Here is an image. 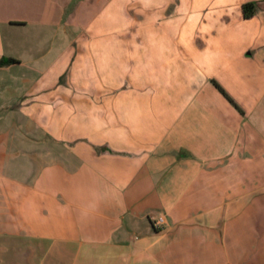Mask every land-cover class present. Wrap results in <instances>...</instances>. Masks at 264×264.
Returning a JSON list of instances; mask_svg holds the SVG:
<instances>
[{"label":"crops","instance_id":"1","mask_svg":"<svg viewBox=\"0 0 264 264\" xmlns=\"http://www.w3.org/2000/svg\"><path fill=\"white\" fill-rule=\"evenodd\" d=\"M9 57L0 264H264V0H0Z\"/></svg>","mask_w":264,"mask_h":264},{"label":"trees","instance_id":"2","mask_svg":"<svg viewBox=\"0 0 264 264\" xmlns=\"http://www.w3.org/2000/svg\"><path fill=\"white\" fill-rule=\"evenodd\" d=\"M242 14L244 17H250L252 16L258 7L257 2L254 1H250V2H245L242 4ZM16 62V60L14 58H6V59H0V65L3 63H13ZM215 86L218 88V90L230 101L234 104V102L232 101V99L227 95V93L225 92V90L216 82H214ZM235 105V104H234ZM236 106V105H235Z\"/></svg>","mask_w":264,"mask_h":264},{"label":"built area","instance_id":"3","mask_svg":"<svg viewBox=\"0 0 264 264\" xmlns=\"http://www.w3.org/2000/svg\"><path fill=\"white\" fill-rule=\"evenodd\" d=\"M148 220L155 229L161 228L162 225L165 223V217L162 213L150 214L148 216Z\"/></svg>","mask_w":264,"mask_h":264}]
</instances>
